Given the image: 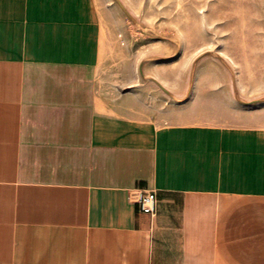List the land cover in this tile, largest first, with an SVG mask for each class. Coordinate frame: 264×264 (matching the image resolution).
<instances>
[{
  "label": "crops",
  "instance_id": "crops-1",
  "mask_svg": "<svg viewBox=\"0 0 264 264\" xmlns=\"http://www.w3.org/2000/svg\"><path fill=\"white\" fill-rule=\"evenodd\" d=\"M105 51L97 0H0V264H264V126L103 86Z\"/></svg>",
  "mask_w": 264,
  "mask_h": 264
},
{
  "label": "rangeland",
  "instance_id": "rangeland-1",
  "mask_svg": "<svg viewBox=\"0 0 264 264\" xmlns=\"http://www.w3.org/2000/svg\"><path fill=\"white\" fill-rule=\"evenodd\" d=\"M103 86L184 120L264 126V0H97Z\"/></svg>",
  "mask_w": 264,
  "mask_h": 264
},
{
  "label": "built area",
  "instance_id": "built-area-1",
  "mask_svg": "<svg viewBox=\"0 0 264 264\" xmlns=\"http://www.w3.org/2000/svg\"><path fill=\"white\" fill-rule=\"evenodd\" d=\"M141 211L154 214L157 211L158 196L155 190L142 192L137 198Z\"/></svg>",
  "mask_w": 264,
  "mask_h": 264
}]
</instances>
